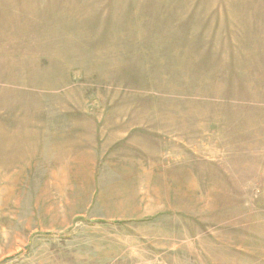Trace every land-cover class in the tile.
<instances>
[{"label": "rangeland", "instance_id": "374dc122", "mask_svg": "<svg viewBox=\"0 0 264 264\" xmlns=\"http://www.w3.org/2000/svg\"><path fill=\"white\" fill-rule=\"evenodd\" d=\"M0 15V93L14 75L5 105L21 108L0 264H264V0H0Z\"/></svg>", "mask_w": 264, "mask_h": 264}, {"label": "crops", "instance_id": "0c3cea01", "mask_svg": "<svg viewBox=\"0 0 264 264\" xmlns=\"http://www.w3.org/2000/svg\"><path fill=\"white\" fill-rule=\"evenodd\" d=\"M224 2H226V0H223ZM226 6L223 5L222 9L223 11L225 10ZM1 16V15H0ZM14 27V23L13 21H4V22H0V78L4 79V68H3V65L5 63H7V61H5L4 59V45L2 43L3 41V34L5 33L6 29H10L11 27ZM7 26V27H6ZM2 30V31H1ZM5 43V42H4ZM31 77L30 73L25 76V84L22 85V80H21V75H20V78H19V87L18 89L16 90H27V82L29 81V78ZM9 78H10V82H9V90L8 91H5V90H2L0 93V168H3L2 170H4V157L2 156L5 152V148H4V141H5V135H6V127H10V130H13L14 129V126H15V123L18 119V116L17 114L20 116V105L17 104V103H12L11 105L7 106L5 105V98H6V93H9V92H13V88H12V79H15V76L14 75H9ZM15 90V91H16ZM23 100H22V97L19 96V98L27 104V100L29 99L30 96L28 92H24L23 93ZM9 104V103H8ZM16 120H15V119ZM13 122V127H11V123ZM35 131V130H34ZM33 131V132H34ZM4 151V152H3ZM35 175V172H30V176H26L24 175L23 179L19 182L18 184V191H19V187L20 186H27L28 188H30V191L32 190L31 189V185L33 184V176ZM93 190L90 194V199L89 201L86 203V211H85V214L87 215H90L87 216V218L96 223V221L98 220H102L103 217H100L98 215L99 214H102L104 215V212L102 211V207L105 208V207H108L107 205V202L104 198L100 197V191H96V172H94V175H93ZM19 198V197H18ZM122 200V199H121ZM125 199H123L122 201H124ZM32 208H34V206L32 205ZM107 214V213H105ZM91 215H93L91 217ZM76 218H83V216H78L76 215L75 217H73V220L76 219Z\"/></svg>", "mask_w": 264, "mask_h": 264}]
</instances>
